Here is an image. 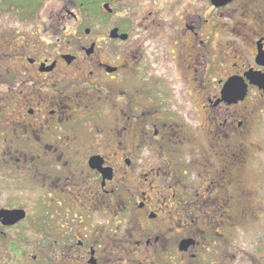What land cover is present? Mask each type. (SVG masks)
<instances>
[{
	"label": "flooded vegetation",
	"instance_id": "obj_1",
	"mask_svg": "<svg viewBox=\"0 0 264 264\" xmlns=\"http://www.w3.org/2000/svg\"><path fill=\"white\" fill-rule=\"evenodd\" d=\"M201 3L0 0L2 34H21L0 44V264L238 262L260 211L244 140L264 101V0ZM231 78L247 93L229 104Z\"/></svg>",
	"mask_w": 264,
	"mask_h": 264
},
{
	"label": "rangeland",
	"instance_id": "obj_2",
	"mask_svg": "<svg viewBox=\"0 0 264 264\" xmlns=\"http://www.w3.org/2000/svg\"><path fill=\"white\" fill-rule=\"evenodd\" d=\"M192 1L197 8H203L201 0ZM238 6H240V2L236 1V4L232 6V9H229L227 14L229 23V34L227 36L229 47H227L228 59L224 63V67L228 70H231L233 64L237 63V57L240 54L238 48L240 49L239 44L241 43L238 41V39H240L238 37V32L240 29V25L243 24V18L242 16H239L240 14ZM214 16L216 17V15ZM257 23L258 22L256 21V24ZM248 24L249 26L253 25L250 20ZM16 26L17 25L12 28L15 29ZM29 27L30 26H25V28ZM231 28H234V30H232ZM2 33V29L0 28V44L4 43L1 47L14 44L15 42L21 43V34H15V30L13 31V35L8 33L9 35L4 36V34ZM42 37L45 38L44 40L47 44L50 43V36ZM67 39L68 43H70L69 38ZM213 54L214 65H217L216 67H221V58L219 57L220 53L218 52V49L214 48ZM213 88L214 91H218L217 89H219V85L217 81L213 83ZM248 125L250 132L246 134V138L244 140V151L247 158L244 171L245 188L250 190L251 192L252 190H256L259 193L258 200L260 201V211L259 209L258 211H255V208V210H246V212L244 213L246 218L245 223H243L244 226L240 225L238 231H236V235L238 237L237 245H239L240 249V259L235 264H253L252 258H254V260L257 262L259 258L257 257L259 256L258 254L264 252V101H262L260 105L257 106L255 114L251 115V117L248 119ZM5 177L16 180L23 184L27 181L26 179H17V174L14 172H12L11 174L10 170H6ZM1 182L2 178L0 179V204H5L8 203V194L10 192L8 189L4 190L5 188L2 186ZM30 194L31 193H29V195ZM20 201V204L30 203V201H28L27 198L24 197ZM253 212L255 214H253ZM247 217L250 218L247 219Z\"/></svg>",
	"mask_w": 264,
	"mask_h": 264
},
{
	"label": "water",
	"instance_id": "obj_3",
	"mask_svg": "<svg viewBox=\"0 0 264 264\" xmlns=\"http://www.w3.org/2000/svg\"><path fill=\"white\" fill-rule=\"evenodd\" d=\"M233 0H212L213 4L217 7L230 4ZM223 90V99L229 103H236L239 100H242L246 96L247 87L238 78H231Z\"/></svg>",
	"mask_w": 264,
	"mask_h": 264
}]
</instances>
